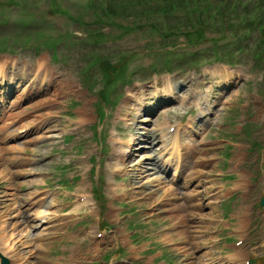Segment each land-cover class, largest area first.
I'll list each match as a JSON object with an SVG mask.
<instances>
[{"label":"rangeland","instance_id":"1","mask_svg":"<svg viewBox=\"0 0 264 264\" xmlns=\"http://www.w3.org/2000/svg\"><path fill=\"white\" fill-rule=\"evenodd\" d=\"M16 1L23 3V7L16 6ZM178 1L182 0H0V19L2 18L3 23L0 36L7 38L8 43H11L10 47L13 46L17 51L13 54H0V66L4 68L5 60L12 58L35 68L43 56L50 60L56 53L58 57V60H50L58 77V83L51 93L23 104L16 100L17 94L7 99H13L21 108L13 113V119L9 122H17L15 115L25 109L31 113V117H27L32 120L24 119L23 129L29 127L35 116L37 121L41 116H47L51 119L49 122L54 121L51 124L58 126L56 131L42 135L39 133L37 139L28 143V152L35 155L38 165L29 164L18 183L24 185L21 187L26 189L25 195L24 192H19L20 188L15 192V188L11 187V181L6 177L9 170L3 165L5 158L0 154V251L13 264L63 263L59 253L62 250L57 247H43L46 251L43 255L39 253L37 246L40 241L60 237V233L66 231V226L57 224L66 221L69 223V231L65 240L69 249L64 251L67 258L64 264H103L108 255L121 249V243L124 244V249L117 251L120 258L130 256L125 263L133 260L134 264H174L175 260L176 264H188L189 258L196 256L195 252L203 246L192 250L190 257H185L180 252L181 247L185 246L184 241L176 237L167 238L169 232L174 234L173 232L180 230L182 221L192 231L210 228L209 234L218 241L214 253L215 261L211 264H239L219 259L228 254L223 252V245L226 243L224 237L230 236L235 229L236 242L240 229L237 227L238 217H243L242 213L249 206H253V211L243 250L245 256H264V208H258L264 187H257L264 184V167L255 163L258 161H255L254 154L256 148L264 150V38L260 39L261 35L264 36V1L198 0L194 3L196 1L187 0L186 6H180L174 12L171 3ZM165 10L169 17L162 14ZM197 14L200 15L199 20ZM228 19L229 28L226 29ZM182 28L183 32H179ZM191 31L194 32L193 35L190 34ZM42 33L45 34L41 36ZM170 33L173 34L170 36ZM65 35L68 37H64ZM212 38L223 40L209 42ZM56 41V45L52 47ZM193 44H197V50L202 52L197 63L185 64L188 55L197 51L196 48H190ZM226 50L234 52L240 60L239 65L230 72L231 77L234 79L241 74L243 77L241 81L235 80L239 83L238 87L232 81L229 98L225 104L222 100L220 106L224 105L223 108L217 109L211 121L205 118L202 123H196L194 129L206 128L205 133L208 134L206 137L199 136L200 148L195 144L196 150L186 168L190 176L203 174L210 182L205 186H214L219 197L214 199L216 203L212 205L208 200L201 201L204 203L203 209L189 210L183 200L173 201L174 196L170 191L173 188L170 183L159 186L155 182L149 183L155 176H141L137 171L132 172L131 168L135 164L137 167L141 165V159L147 160L151 157L148 148L135 149V159L128 161V169L123 173L118 172L116 156H112L114 142L123 145L128 139L127 133H135V128L138 127H135L134 122L126 121L123 116L120 117L121 121H117L116 116L127 104V98L137 95L146 98V104H153L149 109V114L155 116V126L150 127L152 133L163 129V126L167 130L178 123H188L186 119L194 114L193 111L203 103L206 96L204 87L198 89V85L212 80V75L205 71L219 66V72L215 71L214 77L216 80H226L223 73L225 71L222 72L220 68L223 64L215 62L212 56L214 53L226 56ZM168 60H171L170 66L182 65L168 72L165 64ZM22 72L29 74L28 69L19 71L20 74ZM156 79L158 84L155 83ZM174 80L176 84H186V87H179L184 90L179 92L182 97L178 99L174 94V98H170L164 91L157 93L156 90H162ZM71 82L74 86L73 92L71 89L66 92L65 85ZM220 84L215 85L214 81L213 91H209V95ZM219 89L226 90L221 87ZM194 94H200L197 106L186 101ZM102 97H108L111 103L102 107L99 101ZM58 100L62 104L56 108L53 101ZM136 106L137 103L135 109ZM164 108L166 110L161 111ZM85 109L91 114L86 125L80 124V120L84 119ZM101 112L102 115L106 114L104 122H100ZM93 125L96 126L93 128ZM248 126H251L253 133L244 135ZM93 129L99 131L100 138ZM35 131L36 128L33 129ZM144 134L147 136V132ZM49 135L54 140H50ZM235 135L240 140L235 142ZM66 136H72V142L69 138L65 139ZM137 136L140 137L138 133ZM100 139L104 141V153L100 152ZM228 143L234 144L231 146L234 151L226 148ZM203 144L204 149L208 150L209 162H204V149L201 151ZM183 152L187 154L189 150L184 149ZM49 154L50 158H40ZM101 155L102 160H99ZM95 156L96 164L93 165ZM228 158L229 163L224 170L223 163L226 164ZM51 159L54 160L50 162ZM260 163L264 164V154ZM150 166L149 164L148 167ZM92 167L96 169L94 175L90 173ZM172 169L170 168L169 174ZM58 171L63 173L60 175ZM240 172L250 179L249 189H238ZM255 172L260 173L259 178H255ZM228 174H236L235 180L239 181L226 182L225 176ZM99 175H102L101 181H98ZM57 177L74 185V197L70 198L63 189L54 191L58 193L54 200L58 205L57 211L49 210L53 215L38 219L37 200L41 196L52 194L49 195L44 188H34L44 185L46 189L50 184L55 185ZM77 178L79 181L75 180ZM111 184L120 185L124 189L117 191L115 199ZM62 185L69 188L64 182ZM163 186L168 190L165 195L158 190ZM79 189L88 192L99 189L100 194L94 193V198H90L87 206L83 205L78 212H74L75 216L66 215L63 219L57 216L71 210L72 203L78 200ZM123 203H129V207L137 209L136 216L141 214L135 218V222L128 223L130 220L123 217L124 212L119 211ZM27 204L29 205L26 206ZM21 205L26 206L25 211L19 210ZM94 205L102 219L99 225L96 218L91 217ZM110 207L118 210L113 218L109 217ZM233 207L235 211L232 213ZM133 213L134 211L131 214ZM222 213L234 224L230 230L227 229L228 224ZM82 220L86 222V226L90 222L95 228H78L77 225V229L72 230ZM210 220L213 222L210 223ZM114 225L123 228L117 229ZM172 225H176L173 230L170 228ZM126 230L129 233L136 231L137 234L130 235ZM91 231L99 232L102 237L89 235ZM207 240L208 233L202 234L199 242L202 244ZM9 244L18 248L26 259L21 255L22 260L19 261V253L16 256V252L6 249ZM73 244H80L81 251L75 253L78 256L69 253ZM117 257L116 255L114 260L104 264H120L116 262ZM68 259H71V263Z\"/></svg>","mask_w":264,"mask_h":264},{"label":"bare ground","instance_id":"2","mask_svg":"<svg viewBox=\"0 0 264 264\" xmlns=\"http://www.w3.org/2000/svg\"><path fill=\"white\" fill-rule=\"evenodd\" d=\"M45 61L39 66V69L47 70V66L45 65ZM224 74H225V77H226V83L227 84L230 83L231 74L230 73H227V74L224 73ZM73 88H74V86H73L72 82L71 83H66V85H65V91L66 92H68L69 89H71V92H73V90H72ZM162 91H164L165 93H167L169 95H172L173 91H174V86L172 84L169 85V86L165 85L164 88H162ZM57 97H58V99H61L60 96L57 95ZM140 99H141V97L137 96V95H135V97L133 95L129 96L127 98V100H126L127 104L125 105V107H122L121 110L118 112V114L116 116V120L117 121H121L120 117L123 116V117H125L126 121L135 122L134 112L137 113V112L144 111L140 107H139L140 109H137L138 105L136 106V111H135V103H139L138 101ZM53 102L55 103L56 108H59V106L62 104L61 101H59V100L58 101H53ZM84 111H85L83 113L84 114V117H83L84 119L80 120V124H85L86 125L90 121L89 118H90L91 114H89V112H87V109H85ZM150 121H151V119L146 118V119H143L141 123H142V125L148 126L149 124H146V123H148ZM57 128H58L57 125H51V129H54V131H56L55 129H57ZM142 130H144V132H147L146 128H142ZM184 132H186V130ZM52 137L53 136H51V138ZM130 137H131V135H130ZM154 139L158 140V143L155 140L153 142L154 143V147L151 148L150 146H148V147H150L148 151L158 152L160 154L161 158L166 156L167 154H170L172 149H179L180 152L182 151V148L178 147L179 146V142H178L179 140L174 141V139H172L171 137H169L167 140H165L164 136L154 137ZM154 139L152 138V140H151V138H148V141L151 142ZM129 141L130 142H127V143H130V145H133V147L136 146V142H137V145H141L142 143L144 144L146 142V135L144 133H141L140 137H138V138H135V137L132 138L131 137V140H129ZM146 143L150 144L149 142H146ZM117 144H118L117 142L114 143V155H116L117 157L121 158L122 156H124L127 153L128 159H130V160L135 159L136 152L134 153L132 148L130 149L129 152L123 151L121 146L120 145L117 146ZM186 145H187V143L185 144V146ZM188 145H193V144L188 142ZM169 159H171V158H169ZM141 162L142 163H141L140 166L137 167V164H135L133 166L134 172L137 171L138 173H141V175H143V174L144 175H152V174H154L155 176H158V177H155L154 179H151L149 181V183L155 182V183H158L159 185L163 184L162 183V178H160L159 175H160V173H162V171L164 173L166 171V167L171 165V163H168L166 166L164 164H160L159 159L157 157L147 158V160H142L141 159ZM149 164L151 165V167H148ZM135 168H137V169H135ZM191 180L192 179L186 181V186H185L186 189L189 187L188 185H189ZM243 184L244 183H241L239 185H243ZM245 184H246V182H245ZM111 190H113L116 193L117 188L111 189ZM166 191H168V190H165L164 193H167ZM202 194H204V192H195V194H191L190 196H191V198L193 200V199H196L197 196L202 195ZM46 198L47 197H45V196H41L37 200L38 209H39L38 213H37L38 219L40 217L41 218H46L48 215H53L52 212H50V211H57V208H56L57 206L55 204L51 205L49 207L46 205ZM52 199H49L48 202H51ZM88 203H89L88 197L86 195L84 196L83 194L78 193V200L74 203L75 207L71 211H68V213H62L61 215L57 213L58 214L57 216H59V217H61L63 219V216H66L67 214L71 215L73 212L79 211V209H81V207L83 205L87 206ZM114 215H115L114 211H112L110 217L112 218V217H114ZM67 225L68 224L66 222H61V223L57 224V226H67ZM201 233H202L201 231L192 232L191 229H189L188 227H184V228H181V230H179L178 232H175V234H171V232H170L169 233L170 236L167 235V238H169V237L172 238L173 236H175L176 238L184 239L188 245L193 246V247H197V246H200V245H199L198 242H196V240L200 237L199 234H201ZM89 235H93L94 236L95 233L93 231H91V232H89ZM98 235L99 234H97V236ZM86 237H87V235H86ZM208 244H209L208 242H207V244H204L206 246L205 247V251L200 253V255H198L196 258H194V260H195L194 263L195 264H209L210 261L213 259L214 253H215L214 252L215 243L212 244L211 246H209ZM6 249L13 251L16 248H14L12 245L9 244V246ZM183 251H184L185 256L186 255L187 256L190 255V252H189L188 249H184ZM230 258H233V259L237 258V260L241 261L242 260V255L240 254V252L238 250H235V253Z\"/></svg>","mask_w":264,"mask_h":264},{"label":"water","instance_id":"3","mask_svg":"<svg viewBox=\"0 0 264 264\" xmlns=\"http://www.w3.org/2000/svg\"><path fill=\"white\" fill-rule=\"evenodd\" d=\"M263 205H264V201H263Z\"/></svg>","mask_w":264,"mask_h":264}]
</instances>
